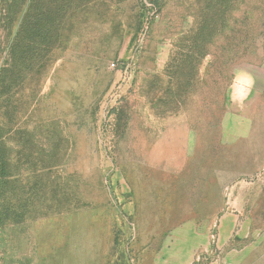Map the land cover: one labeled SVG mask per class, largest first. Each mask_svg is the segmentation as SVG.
<instances>
[{"label": "rangeland", "instance_id": "1", "mask_svg": "<svg viewBox=\"0 0 264 264\" xmlns=\"http://www.w3.org/2000/svg\"><path fill=\"white\" fill-rule=\"evenodd\" d=\"M227 1L0 0V264H264V0Z\"/></svg>", "mask_w": 264, "mask_h": 264}, {"label": "trees", "instance_id": "2", "mask_svg": "<svg viewBox=\"0 0 264 264\" xmlns=\"http://www.w3.org/2000/svg\"><path fill=\"white\" fill-rule=\"evenodd\" d=\"M20 1L22 2L23 0H20ZM26 1H28V0H26ZM53 1L55 2L56 0H53ZM210 1L215 3L216 0H210ZM226 2L230 4V1L228 2L226 0ZM227 14H229V11L228 10H224L223 12H221V15L219 16L218 20H221V21L225 22V15H227ZM53 19H54V24L51 27L52 28L51 29V39H52L51 46H52L53 49H49V51L45 55L37 54L35 56V65L36 66L41 64L43 60L52 59L54 57V54H53V53H55L54 51L59 49L58 46L61 45L62 41L64 40V36H63V33L65 32V30H64V18L58 16V17H54ZM218 20L215 18V19L210 20V22H209L207 20V18H204L200 25L202 27V30H203V27L205 28V27L208 26L206 28V30L208 29L210 31V33H208L205 36V31H204V36L201 37V35H199L197 41H201V42L205 43L207 41V39H212L213 36H211V35L213 33L211 32V30L214 29V28L216 29L215 26L218 23ZM209 23L213 24V26H212L213 28L209 27V25H210ZM226 23H227V21H226ZM34 32H36V23L33 20L30 19V20L25 21L24 23H22V27H21V33H22V36H23L22 38L24 39L25 45L27 47H29L30 44H33V41H30L29 38L27 37V35H30L31 33H34ZM214 34H215V32H214ZM193 38L194 37H192V40H193ZM196 38L197 37H195V39Z\"/></svg>", "mask_w": 264, "mask_h": 264}]
</instances>
